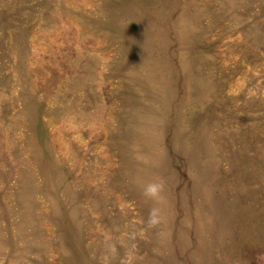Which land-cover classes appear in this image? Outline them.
<instances>
[{"label":"rangeland","instance_id":"rangeland-1","mask_svg":"<svg viewBox=\"0 0 264 264\" xmlns=\"http://www.w3.org/2000/svg\"><path fill=\"white\" fill-rule=\"evenodd\" d=\"M260 253L264 0H0V264Z\"/></svg>","mask_w":264,"mask_h":264},{"label":"clouds","instance_id":"clouds-1","mask_svg":"<svg viewBox=\"0 0 264 264\" xmlns=\"http://www.w3.org/2000/svg\"><path fill=\"white\" fill-rule=\"evenodd\" d=\"M142 196L149 201H152L153 206L149 210L147 223L150 226L160 222V203L163 200L164 184L162 180L154 178L140 185ZM258 260L264 261V253L258 254Z\"/></svg>","mask_w":264,"mask_h":264}]
</instances>
